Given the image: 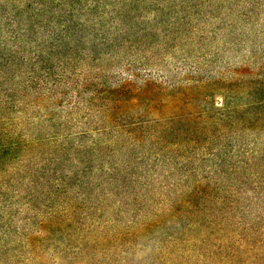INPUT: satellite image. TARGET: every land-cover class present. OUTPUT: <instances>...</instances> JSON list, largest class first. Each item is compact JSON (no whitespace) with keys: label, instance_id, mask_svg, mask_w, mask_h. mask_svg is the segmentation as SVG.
<instances>
[{"label":"trees","instance_id":"16d2710c","mask_svg":"<svg viewBox=\"0 0 264 264\" xmlns=\"http://www.w3.org/2000/svg\"><path fill=\"white\" fill-rule=\"evenodd\" d=\"M170 224L149 264H264V0H0V264Z\"/></svg>","mask_w":264,"mask_h":264},{"label":"rangeland","instance_id":"374dc122","mask_svg":"<svg viewBox=\"0 0 264 264\" xmlns=\"http://www.w3.org/2000/svg\"><path fill=\"white\" fill-rule=\"evenodd\" d=\"M161 76V74H159ZM177 225H165L143 235L132 250H109L108 257H102V264H149L166 237L175 235Z\"/></svg>","mask_w":264,"mask_h":264}]
</instances>
